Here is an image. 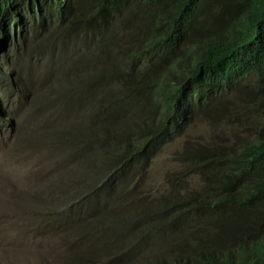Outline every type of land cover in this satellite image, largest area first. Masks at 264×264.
I'll return each instance as SVG.
<instances>
[{
	"label": "trees",
	"instance_id": "obj_1",
	"mask_svg": "<svg viewBox=\"0 0 264 264\" xmlns=\"http://www.w3.org/2000/svg\"><path fill=\"white\" fill-rule=\"evenodd\" d=\"M17 3L0 0V33L26 15L41 71L18 142L59 166L30 210L43 263L264 264V0ZM186 128L152 196L153 159Z\"/></svg>",
	"mask_w": 264,
	"mask_h": 264
},
{
	"label": "rangeland",
	"instance_id": "obj_2",
	"mask_svg": "<svg viewBox=\"0 0 264 264\" xmlns=\"http://www.w3.org/2000/svg\"><path fill=\"white\" fill-rule=\"evenodd\" d=\"M2 92H7V89ZM5 98L11 101L12 93L8 91ZM8 108L15 127L7 126L5 120L0 119V264L58 262L56 256L47 253L48 248L42 249L43 233L30 210L37 207L38 201L34 200L37 196L41 199L53 196L48 189L56 183L59 166L45 148L37 145L23 147L18 142L33 119L30 117V124L26 108L19 102ZM199 129L202 131V127ZM32 136L34 139L37 137L34 133ZM181 147L182 140L173 141L154 158L145 185L152 196L169 190L166 175L176 165L174 159ZM60 185L61 193L65 195L66 188Z\"/></svg>",
	"mask_w": 264,
	"mask_h": 264
},
{
	"label": "clouds",
	"instance_id": "obj_3",
	"mask_svg": "<svg viewBox=\"0 0 264 264\" xmlns=\"http://www.w3.org/2000/svg\"><path fill=\"white\" fill-rule=\"evenodd\" d=\"M32 1L33 0H18V3L16 4V10L19 12V14L25 15L26 7ZM20 18L21 19H19V22L14 25L15 34L11 32L7 33L6 36L0 33V38L4 39L2 46L0 47V119H4L7 126H11L12 128L15 127V122L10 116L11 109L8 107H13L14 103L17 104L18 102L22 104L23 107H25L26 96L29 89L31 88L30 84L32 83L37 87L39 84V75H41V71L36 70L38 60L34 53L37 51V48H33L32 55L29 51L31 50L29 44L25 42V35H23V32L25 31L24 25L29 23L30 20H28L26 15L23 17L21 16ZM9 24L11 28L12 24ZM30 44L34 46L32 41H30ZM26 65L34 70H28ZM3 89H7V92L9 91L12 93L13 99L11 101L5 98V94L7 92L3 93ZM7 104L9 106H7ZM200 127H202L201 132H204L203 126L201 125ZM186 134L187 128L174 135L170 141L162 146L163 148L165 145L173 141L182 140V147L176 152V157L174 159L176 164V159L178 155H181L183 152L186 143L195 138H188L186 137ZM198 134H200V131H198L194 136H198Z\"/></svg>",
	"mask_w": 264,
	"mask_h": 264
}]
</instances>
